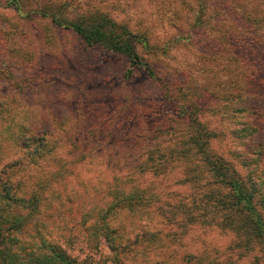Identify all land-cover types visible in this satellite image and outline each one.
<instances>
[{
    "label": "rangeland",
    "instance_id": "1",
    "mask_svg": "<svg viewBox=\"0 0 264 264\" xmlns=\"http://www.w3.org/2000/svg\"><path fill=\"white\" fill-rule=\"evenodd\" d=\"M154 2L0 0V103L4 104L0 121L27 115L38 123L51 120L53 148L38 174L49 176L59 168L63 174L51 179L48 192L54 197L43 216L52 215L48 229L53 235L73 236L69 242L74 250L81 243H96L94 237L82 239L80 233L92 229L99 205L122 181L138 189L146 204L131 212L136 231L146 220L163 223L159 245L148 253L152 263L264 264V239L241 228L233 212L229 216V208L218 200L227 188L209 177L194 151L182 152L187 149L188 129L177 117L178 96L182 102L195 101L201 121L219 133L213 141L218 152L242 147L228 132L236 99L231 86L240 77L232 75V41L225 46L228 55L218 57L219 65L215 64L210 54L215 25L196 28L188 38L191 27L184 23L176 40L174 29L158 22ZM89 6H99L134 29L150 31L156 49L136 43L143 62L131 74L126 72V56L99 45L86 46L50 16L60 9L66 17H77ZM251 49L256 57H264L261 44ZM146 66L158 79L148 75ZM256 83L253 79L251 87ZM256 87L264 95V83ZM244 107L247 113L264 114V97L253 98ZM259 135L250 147L264 145V129ZM256 160L249 163L252 170L264 165V160ZM153 168L160 172L154 175ZM258 197L264 220L263 185ZM125 213L117 208L113 225L120 220L128 224L130 216ZM98 244L103 245L100 256L84 246L81 256L87 252L95 264H110V252L103 242Z\"/></svg>",
    "mask_w": 264,
    "mask_h": 264
},
{
    "label": "trees",
    "instance_id": "2",
    "mask_svg": "<svg viewBox=\"0 0 264 264\" xmlns=\"http://www.w3.org/2000/svg\"><path fill=\"white\" fill-rule=\"evenodd\" d=\"M154 1L153 10L157 7L160 16L158 22L162 25L165 22L174 29L176 40V34L184 32V23L191 27V32H187L190 34L188 38L193 36L196 28L215 25L214 49L210 52L215 64L219 65L218 57L228 55L225 46L232 41L235 49L230 59L235 63L232 75L240 77L231 86L236 99L231 112L233 126L228 132L232 142L237 141L236 146L240 144L242 147L227 153L218 152L213 141L219 133L201 121L195 101L182 102L178 96L177 117L188 129L187 149L182 148V152L194 151L209 177L227 188L218 200L223 202L226 210L229 208V216L233 212L241 228L264 239L263 211L258 204L260 186H264V165L260 163L264 160V145L255 142L253 147L249 146L252 138L259 137L264 129L261 128L264 114L258 110L247 113L244 107L253 98L264 97L256 87L264 83V57H256L255 50L251 49L253 44L264 47V0ZM50 16L55 25L77 34L86 46L99 45L126 56L127 74L143 62L135 50L136 43L156 49L155 44L150 43L151 34L147 28L134 29L129 22L117 19L99 6L86 7L77 17H66L60 9H54ZM228 22L230 26L225 27ZM157 48L164 50L163 47ZM239 52L242 56L236 54ZM145 69L151 78L158 79L151 67L146 66ZM253 79L258 81L256 88L250 85ZM0 104L3 108L4 104ZM50 122L38 123L28 115L0 121V264H95L92 255L85 252L81 256V252L88 247L100 256L103 245L99 242H103L110 252V264H155L148 258V253L159 245L163 223L146 220L136 231L132 213L137 211L136 206L142 209L146 204L138 189L125 186L122 181L110 188L108 199L99 205L92 229L80 233L82 239L92 236L96 243H81L74 250L73 241L69 242L73 240L71 234L53 235L48 229L53 221L52 215L46 219L43 214L51 208L48 204L54 197L48 190L52 177H62L63 174L61 168L49 176L38 174L43 165L41 162L53 148L50 138L53 139L54 132ZM255 160L260 164L252 170L249 163ZM236 163H241L244 169L237 168ZM141 168L143 170L144 166ZM152 172L155 175L160 171L153 168ZM117 208L125 210L124 216H130L128 224L120 220L113 225V217L116 216L112 213ZM102 264H106L105 261Z\"/></svg>",
    "mask_w": 264,
    "mask_h": 264
}]
</instances>
